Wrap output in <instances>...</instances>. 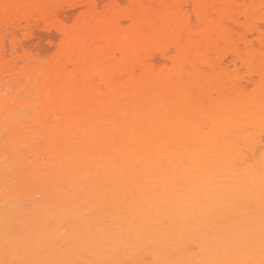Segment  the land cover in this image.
<instances>
[{"label": "bare ground", "instance_id": "obj_1", "mask_svg": "<svg viewBox=\"0 0 264 264\" xmlns=\"http://www.w3.org/2000/svg\"><path fill=\"white\" fill-rule=\"evenodd\" d=\"M0 264H264V0H0Z\"/></svg>", "mask_w": 264, "mask_h": 264}, {"label": "rangeland", "instance_id": "obj_2", "mask_svg": "<svg viewBox=\"0 0 264 264\" xmlns=\"http://www.w3.org/2000/svg\"><path fill=\"white\" fill-rule=\"evenodd\" d=\"M41 25H39L38 27L36 26L34 28V30L37 32L36 37L31 40V42L27 44V47L29 48V50H32V54L36 56L37 59L39 60H43L46 57L50 56L52 51L54 50V45L50 42V37H47V35H49L48 33H50L49 31L46 33V29L43 30L44 26L42 24V28L40 27ZM55 31L53 30V34L56 35L54 33ZM52 35V34H51ZM56 37V38H55ZM53 39L54 40V44L57 42V35L55 36ZM10 55H12V53H10Z\"/></svg>", "mask_w": 264, "mask_h": 264}]
</instances>
